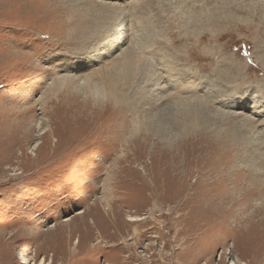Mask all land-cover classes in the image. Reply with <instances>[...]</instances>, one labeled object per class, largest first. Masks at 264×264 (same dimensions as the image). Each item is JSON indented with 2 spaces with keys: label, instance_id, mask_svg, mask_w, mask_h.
Wrapping results in <instances>:
<instances>
[{
  "label": "rangeland",
  "instance_id": "rangeland-1",
  "mask_svg": "<svg viewBox=\"0 0 264 264\" xmlns=\"http://www.w3.org/2000/svg\"><path fill=\"white\" fill-rule=\"evenodd\" d=\"M23 255L264 264V0H0V264Z\"/></svg>",
  "mask_w": 264,
  "mask_h": 264
},
{
  "label": "bare ground",
  "instance_id": "bare-ground-1",
  "mask_svg": "<svg viewBox=\"0 0 264 264\" xmlns=\"http://www.w3.org/2000/svg\"><path fill=\"white\" fill-rule=\"evenodd\" d=\"M124 33V32H123ZM127 36H129V35H127ZM124 38V37H123ZM126 38V37H125ZM119 40V39H118ZM120 40H122V39H120ZM125 41V40H124ZM121 42V41H120ZM116 48V47H115ZM134 49H131L130 50V52L127 54L126 53V55L124 56V63H123V71L122 72H124L125 74H126V80H127V83H128V81L133 77V76H135L136 74H138V70H137V62H138V60L135 58L136 56L134 55ZM128 52V51H127ZM139 61L141 62V59L139 58ZM162 64H164V67L166 68V69H168L167 70V73H170V74H176L177 72H173V71H175L176 70V67L175 66H173L172 64H169V63H162ZM141 67H142V65H141ZM144 68V67H143ZM142 68V69H143ZM115 70V68L114 67H112V71H114ZM161 70V69H160ZM160 72V71H159ZM161 73V72H160ZM162 74V73H161ZM164 74V73H163ZM116 74L115 73H113V72H109V74L107 75V77L105 78V80L107 81V84H108V86H109V88H110V90L114 93V92H117L118 90H119V88L116 86V81H115V79H114V76H115ZM166 75V74H165ZM154 77H156V76H154ZM163 77V76H162ZM189 77H187V79H188ZM157 79H158V77H157ZM159 80V79H158ZM132 82V81H131ZM146 82V81H145ZM151 82V81H150ZM154 82V81H153ZM166 82V81H165ZM147 83V82H146ZM200 83H201V81H200ZM151 84H152V82H151ZM158 83H156L155 85H153L154 86V90H155V88L156 87H159L158 85H157ZM161 84V83H160ZM167 85H169L168 83H166ZM165 84V85H166ZM171 85V84H170ZM199 85V84H198ZM161 86V85H160ZM194 86H196V81L195 80H191V78H190V81L189 82H186L185 84H182V85H179V84H176V85H174V87H176V89L178 88V90H180V91H178V93L177 92H175V93H173V94H171V95H169V96H175V98H177V99H179V97H178V95L181 93V92H183V93H187V92H184V91H188V90H192V87H194ZM162 87V86H161ZM164 87V86H163ZM129 88H131V87H129ZM168 88H170V87H168ZM141 89V88H140ZM153 89V88H152ZM151 89V90H152ZM158 89H161V88H158ZM175 89V90H176ZM163 90V89H162ZM175 90H172V92H174ZM161 91V90H160ZM170 91V90H169ZM156 92V91H155ZM171 93V92H170ZM159 99V98H158ZM162 100V99H161ZM160 100V101H161ZM188 100V99H187ZM130 101V100H129ZM160 101H158V102H160ZM130 102H132V101H130ZM129 104V103H128ZM183 104V103H182ZM131 105V104H130ZM178 105V104H177ZM169 106V105H168ZM172 105H170V107H171ZM129 107V106H128ZM191 108V107H190ZM200 108V107H199ZM135 109V108H134ZM141 109V108H140ZM194 109V108H193ZM195 109H197L196 107H195ZM201 109H202V111H200V113L201 114H199L198 113V119L196 118L195 120H198V121H200V119H202L203 117H202V113H203V111L205 110L203 107H201ZM127 110H129V109H127ZM165 110V109H164ZM163 110V111H164ZM175 110H176V108H175ZM179 110V109H178ZM183 110V109H182ZM187 110V109H186ZM191 110V109H190ZM177 111V110H176ZM188 111V110H187ZM186 111V112H187ZM134 112V111H133ZM137 112L138 111H136V112H134L135 113V115L137 114ZM173 112V111H172ZM263 112V111H262ZM167 113V112H166ZM184 113V112H183ZM259 113H261V111H259ZM139 114V113H138ZM173 114V113H172ZM182 114V113H181ZM189 114V113H188ZM207 114V113H206ZM165 115V114H164ZM169 115V114H168ZM183 117H185V115L183 116ZM187 117V116H186ZM193 117V116H192ZM181 118V117H180ZM158 119V118H157ZM208 119V118H207ZM154 120H155V118H154ZM160 120V119H159ZM152 121V120H151ZM177 121V120H176ZM179 122H180V120H178ZM183 121H184V119H183ZM182 121V122H183ZM186 121V120H185ZM131 122V121H130ZM142 122V121H141ZM150 122V121H149ZM162 122V121H161ZM192 122V121H191ZM194 122H196V121H193L192 123H194ZM190 123V122H189ZM132 124V123H131ZM151 124H152V127L154 126V129H156V125H157V123L156 122H151ZM166 124H167V122H166ZM197 124H198V122H197ZM200 124V123H199ZM202 124H203V122H202ZM185 125V124H184ZM195 125V124H194ZM126 126V125H125ZM124 126V127H125ZM127 126H129L128 124H127ZM180 126V125H179ZM183 126V125H182ZM201 126V125H200ZM208 126V125H207ZM142 127V126H141ZM145 127V126H144ZM176 127V126H175ZM197 127V126H196ZM195 127V128H196ZM132 128H133V126H132ZM159 128V127H158ZM181 128V127H180ZM205 128H207V127H205ZM127 128H125V129H123V130H126ZM162 129V128H161ZM190 129V128H189ZM198 129V128H197ZM137 130H138V128H137ZM153 130V129H152ZM187 130V129H186ZM191 130V129H190ZM193 130V129H192ZM195 130V129H194ZM142 131V130H141ZM149 131H151L150 129H149ZM154 131V130H153ZM156 131H157V129H156ZM161 131V130H160ZM138 132V131H137ZM134 133V132H133ZM136 133V132H135ZM140 133V132H139ZM167 133V132H166ZM165 133V134H166ZM188 134V133H187ZM154 136V135H153ZM160 136V135H159ZM145 137V136H144ZM159 139V138H158ZM214 182V181H213ZM216 184V183H215ZM210 186V185H209ZM219 197H221V196H219ZM222 198V197H221ZM137 219L136 218H131V221H136ZM75 244L76 243H80V241L79 240H76L75 242H74ZM91 244V243H90ZM98 244V243H97ZM78 251V250H77ZM76 251V252H77ZM69 257L68 258H71V259H75V258H77V256H78V252L77 253H72V255H68ZM55 257V256H54ZM52 258V260H51V262H52V264H54V260H55V258ZM65 261V260H64ZM21 264H51V263H47L46 261H45V259H43V260H41L40 262H38V263H36V262H34L32 259H29L27 256H25V255H23V257H22V263ZM230 264H237L236 263V261H230Z\"/></svg>",
  "mask_w": 264,
  "mask_h": 264
}]
</instances>
